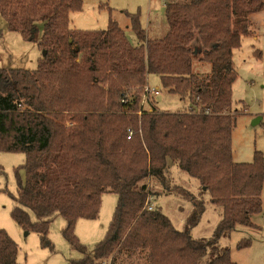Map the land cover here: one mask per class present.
<instances>
[{"label":"trees","instance_id":"16d2710c","mask_svg":"<svg viewBox=\"0 0 264 264\" xmlns=\"http://www.w3.org/2000/svg\"><path fill=\"white\" fill-rule=\"evenodd\" d=\"M80 6V0H0L6 29L44 52L34 71L0 69V152L25 156L13 220L49 245L48 225L60 215L64 238L82 255L69 264H234L218 241L236 227L255 229L251 217L264 213V160H232L231 51L249 34L247 15L264 8V0H170L166 32L157 39L147 38L139 13L127 15L135 45L112 19L105 30L71 29L69 14ZM194 62L209 65L206 78L193 74ZM151 74L186 102L184 111H158L154 100L136 115ZM171 164L197 180L200 198L170 184ZM155 188L191 202L184 231L158 208L147 209ZM107 192L117 206L104 240L89 252L74 225L96 218ZM205 193L221 219L211 238L193 240L188 232L204 211ZM16 255L0 230V264H18Z\"/></svg>","mask_w":264,"mask_h":264},{"label":"rangeland","instance_id":"374dc122","mask_svg":"<svg viewBox=\"0 0 264 264\" xmlns=\"http://www.w3.org/2000/svg\"><path fill=\"white\" fill-rule=\"evenodd\" d=\"M80 1V9L69 14V27L73 30H105L112 19L124 31L129 44L135 45L137 40L129 28L127 15L139 13L141 27L147 38L157 39L166 32L164 4L170 0ZM247 20L251 25L249 34L242 36L239 46L231 51L236 73L231 86V111L234 114L231 152L232 160L237 164H252L255 156L264 160V8L248 14ZM41 56L42 51L36 42H28L18 32L7 30L0 17V69L34 71ZM209 70L208 64L193 63L192 72L199 79L206 78ZM147 85L159 90V95L155 98L158 111H184L186 102L179 101L176 96L162 90L157 76L148 75ZM24 159L22 153L0 152V230L15 243L17 263L69 264L79 260L81 253L73 249L63 236L66 224L60 215H54L48 225L46 240L49 245L42 244L37 232L25 229L13 220L11 214L17 206V174L23 179V171L19 168ZM167 178L172 186H179L180 190L200 198L201 190L197 180L179 170L176 164L170 165ZM152 192L155 195L150 196L149 203L168 218L176 231H184L192 209L191 202L173 193L167 195L160 188H155ZM201 198L204 211L198 223L188 232L193 240L211 238L221 219L220 209L209 203V196L205 193ZM261 199L264 204V193ZM117 201L115 194L103 193L97 217L76 221L73 235L89 252L104 240ZM29 219L34 222L35 218L31 213ZM251 222L255 229L236 227L218 241L220 248L229 251V258L234 264H264V213L252 216ZM247 239L250 244L238 249V245Z\"/></svg>","mask_w":264,"mask_h":264},{"label":"built area","instance_id":"2783aa9c","mask_svg":"<svg viewBox=\"0 0 264 264\" xmlns=\"http://www.w3.org/2000/svg\"><path fill=\"white\" fill-rule=\"evenodd\" d=\"M159 95V90L157 88H150L148 87V85L146 84L141 92L140 95V103H139V109L136 112L137 116L141 115V111L145 110V105L146 104H152V102L155 100V98ZM197 100V99H196ZM131 131L128 130V136L127 139L130 138L131 136ZM150 199V198H149ZM153 207V205L151 203H147V209H151ZM102 264H108V263H102Z\"/></svg>","mask_w":264,"mask_h":264},{"label":"water","instance_id":"95a60500","mask_svg":"<svg viewBox=\"0 0 264 264\" xmlns=\"http://www.w3.org/2000/svg\"><path fill=\"white\" fill-rule=\"evenodd\" d=\"M191 47H192V50H193L194 58H199L200 53H201V45L199 43L198 38H195L193 40V42L191 43ZM42 56H44V52H42Z\"/></svg>","mask_w":264,"mask_h":264}]
</instances>
